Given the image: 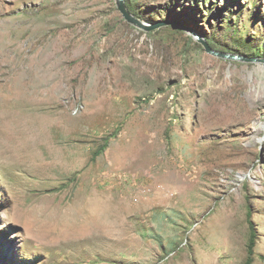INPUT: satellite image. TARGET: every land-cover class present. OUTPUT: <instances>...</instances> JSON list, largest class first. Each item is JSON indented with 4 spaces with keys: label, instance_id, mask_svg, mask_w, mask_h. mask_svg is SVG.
<instances>
[{
    "label": "rangeland",
    "instance_id": "374dc122",
    "mask_svg": "<svg viewBox=\"0 0 264 264\" xmlns=\"http://www.w3.org/2000/svg\"><path fill=\"white\" fill-rule=\"evenodd\" d=\"M124 4L0 0V264H264V0Z\"/></svg>",
    "mask_w": 264,
    "mask_h": 264
},
{
    "label": "water",
    "instance_id": "95a60500",
    "mask_svg": "<svg viewBox=\"0 0 264 264\" xmlns=\"http://www.w3.org/2000/svg\"><path fill=\"white\" fill-rule=\"evenodd\" d=\"M117 8L119 10V12L122 14L123 18L139 27V28H142L144 30H147V31H152V30H156L158 29L160 26H162L161 24H158V25H154V26H146L142 23H140L138 20H136L126 9L125 7V4H124V0H117ZM167 24H171L174 26L173 23H165V25ZM179 26V25H178ZM182 29H186L184 28L183 26H180ZM187 30V29H186ZM190 31L192 34H193V37L195 40H197L205 49V52L210 54V55H213V56H217V57H221V58H224V59H229V60H239V61H242L243 60V57L241 56H236V55H232V54H224V53H219V52H216L214 50H212L208 44L200 37V35L196 34L195 32H193L192 30H188ZM249 61H254V59H250Z\"/></svg>",
    "mask_w": 264,
    "mask_h": 264
},
{
    "label": "trees",
    "instance_id": "16d2710c",
    "mask_svg": "<svg viewBox=\"0 0 264 264\" xmlns=\"http://www.w3.org/2000/svg\"><path fill=\"white\" fill-rule=\"evenodd\" d=\"M97 155L94 154L91 158V161L93 162L95 157ZM248 224L250 226V233H251V240L249 241V244L247 246V253H248V256H247V259L245 261L244 264H252L253 263V256H254V248H255V245H256V241H255V228H254V224L252 223L250 217L248 219Z\"/></svg>",
    "mask_w": 264,
    "mask_h": 264
}]
</instances>
